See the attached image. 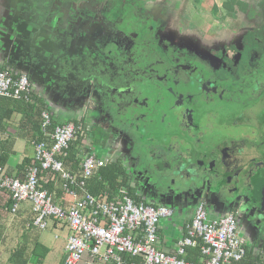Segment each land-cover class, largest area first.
<instances>
[{
  "label": "flooded vegetation",
  "instance_id": "af4514ba",
  "mask_svg": "<svg viewBox=\"0 0 264 264\" xmlns=\"http://www.w3.org/2000/svg\"><path fill=\"white\" fill-rule=\"evenodd\" d=\"M232 13L239 23L226 27L230 43L205 49L165 42L162 27L151 29L129 1L109 3L98 12L103 34L117 32L123 44L113 57L112 42L88 54L84 94L87 111L100 108L124 138L133 137L167 192L197 195L206 211L208 199L215 201L221 216H234L247 254L264 262V0ZM111 67L114 74L101 73ZM112 161L125 170V159Z\"/></svg>",
  "mask_w": 264,
  "mask_h": 264
},
{
  "label": "crops",
  "instance_id": "0c3cea01",
  "mask_svg": "<svg viewBox=\"0 0 264 264\" xmlns=\"http://www.w3.org/2000/svg\"><path fill=\"white\" fill-rule=\"evenodd\" d=\"M259 1L129 0L151 29L162 27V40L165 42L175 41L179 45L205 49L210 47V43H230L226 38V27L236 23L230 18L232 10L242 7L243 3ZM117 2L121 0H0V68L16 77L28 75L32 88L31 101L15 102L11 100L13 98L0 97V168L5 174L23 178L26 170L34 164L35 144L43 140L42 134L36 142L37 127L42 120L38 113L40 108L50 112L53 127L65 123H74L77 127L72 145H76L74 153L81 161L79 165L74 160L65 161L67 170L79 174L85 157L94 155L101 158L93 152L94 141L88 137L91 128L94 131L97 124L90 123L87 118L89 111L86 106L90 98L84 94V83L89 75L85 74L84 67L88 66V54L93 55L94 47L97 48L100 42H112L113 45L108 47L110 57H113L112 51L122 47L124 39L119 33L103 34L106 33V21L98 14L109 3ZM90 10H94L99 19H84L83 13L88 15ZM238 17L241 19L242 15ZM98 29L102 30L101 33L93 37L92 32ZM98 55L99 58L106 56L100 52ZM30 158L33 161L28 167L22 165L24 159ZM105 160L104 166L112 162V158ZM100 168L87 180V190L99 196L107 193L109 197L111 195L106 190L94 193L89 189ZM39 177L40 184L47 186L45 189L56 204L69 208L75 203L74 198L64 191L63 181L58 175L45 171ZM130 191L140 196L132 186ZM124 192L132 198L126 189H120L112 199L121 197ZM140 201L161 205L148 203L145 199ZM12 203L10 193L0 190V264H63L66 238L70 234L67 225L51 220V231L43 234L34 225L35 214L30 204L23 202L13 213ZM192 217L183 220L176 230L172 227L167 229L160 223L156 246L174 254L179 238L185 234L186 223ZM86 260L88 255L84 258Z\"/></svg>",
  "mask_w": 264,
  "mask_h": 264
},
{
  "label": "built area",
  "instance_id": "2783aa9c",
  "mask_svg": "<svg viewBox=\"0 0 264 264\" xmlns=\"http://www.w3.org/2000/svg\"><path fill=\"white\" fill-rule=\"evenodd\" d=\"M0 97L32 100V88L25 74L13 77L0 70ZM43 140L34 147V164L23 178L9 176L0 168V190L8 191L13 200L11 211L16 213L28 202L35 214L34 225L41 230L49 221L66 224L63 264H195L184 256L188 248L200 246L201 264H240L247 256L243 238L237 232L233 215L208 219L199 203L193 217L186 223L185 234L179 238L174 254L160 250L156 243L163 218L173 216L166 206L136 202L124 192L121 197L108 199L107 193L95 195L87 190V180L104 166L105 159L85 157L79 174L65 168L66 156L77 127L74 123L52 127L49 111L41 113ZM50 171L63 181V189L74 198L69 208L55 203L53 196L41 188L39 174ZM88 255V260L84 261ZM258 264H264L260 261Z\"/></svg>",
  "mask_w": 264,
  "mask_h": 264
},
{
  "label": "rangeland",
  "instance_id": "374dc122",
  "mask_svg": "<svg viewBox=\"0 0 264 264\" xmlns=\"http://www.w3.org/2000/svg\"><path fill=\"white\" fill-rule=\"evenodd\" d=\"M123 1L124 0H121L120 3ZM7 15H9V12ZM123 16L124 15H122V17ZM113 17L116 18L117 16L113 15ZM133 29L134 28H131L129 31ZM149 57L151 59L153 58V56ZM142 59L145 60L146 58ZM109 69L111 70V73L109 71L107 74L104 71L101 73L108 76L114 74L112 72V70L114 71V68L111 67ZM100 79L103 80V78ZM113 81H115V79ZM102 83L97 86H102L103 88L106 87V83L105 85ZM88 118L90 123H99L98 128L94 131L90 130V136H88L89 139L91 138V140L94 141L93 152L103 159H115V157L118 156L125 159V161H127L125 170L132 188L138 194L142 195L148 203H159L174 209L173 216L161 220L160 223L163 227H167V229L172 227L176 230L183 220L194 215V212L201 201L199 196L194 195L182 199L175 195L173 189L167 192V187H165L166 183L158 178V174H156L153 165L146 163V158L142 156L141 149L135 147V141L132 136L131 138H124L123 134L113 127L114 124H111L105 117L103 119L101 109L96 106H92L89 109ZM89 127L91 128V126ZM142 157H144L145 162L142 161ZM218 206L219 205L216 204L215 201L208 199L206 206L208 219L220 217L222 215L220 207ZM50 224L51 220L49 221L48 228L41 230L43 234L51 231Z\"/></svg>",
  "mask_w": 264,
  "mask_h": 264
},
{
  "label": "trees",
  "instance_id": "16d2710c",
  "mask_svg": "<svg viewBox=\"0 0 264 264\" xmlns=\"http://www.w3.org/2000/svg\"><path fill=\"white\" fill-rule=\"evenodd\" d=\"M1 71H5L0 68ZM12 75V74H11ZM13 77H16L14 74L12 75ZM8 98V97H7ZM15 102H23L24 100L18 101L11 99ZM43 111V108H40L38 110L39 116L41 117V113ZM37 113V114H38ZM42 119V118H41ZM41 122L42 120L39 121L38 124V135H37V141H39L42 137V131H41ZM56 123H53V125ZM53 127V126H52ZM75 144L70 146L69 154L66 159L67 161H73L76 165H79L81 159L78 158L76 159V153H74L75 149ZM33 159H24L22 165H26L28 167L32 163ZM21 167V166H20ZM98 176H100L101 179H98ZM41 188L45 189L47 186L44 184H40ZM47 189V188H46ZM89 189L91 192L98 193L99 191L106 190L110 193L111 196L108 197V199H112L116 193L120 189H126L128 191V194L134 198L137 202L141 200L144 201L141 196H136L135 193L131 190V185L129 184L128 181V176L127 172H125L124 167L122 166V163L120 161H112L111 163H108L106 166L100 168L98 171L95 179L90 182ZM10 205V202L8 201V206ZM184 258L187 261H191L195 264H201L202 261V254H201V249L200 246H196L194 248H188L187 253L185 254ZM261 260L259 258L253 257L251 254H247L246 258L240 263V264H256L260 262Z\"/></svg>",
  "mask_w": 264,
  "mask_h": 264
}]
</instances>
